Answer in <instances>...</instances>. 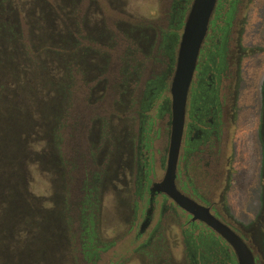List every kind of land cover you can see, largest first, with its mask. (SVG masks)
I'll return each mask as SVG.
<instances>
[{"label":"rangeland","instance_id":"rangeland-1","mask_svg":"<svg viewBox=\"0 0 264 264\" xmlns=\"http://www.w3.org/2000/svg\"><path fill=\"white\" fill-rule=\"evenodd\" d=\"M180 1L0 0V264H189V213L150 204L194 3L174 20ZM209 26L203 64L227 37L220 125L183 145L176 187L264 264V0H217Z\"/></svg>","mask_w":264,"mask_h":264},{"label":"flooded vegetation","instance_id":"flooded-vegetation-1","mask_svg":"<svg viewBox=\"0 0 264 264\" xmlns=\"http://www.w3.org/2000/svg\"><path fill=\"white\" fill-rule=\"evenodd\" d=\"M180 2L175 4L173 18L176 20V17H179L178 20L181 21L182 3L185 0ZM208 29H210V26ZM206 41L207 37L204 43ZM226 45L227 37L225 36L222 41L218 42V52H215L213 49L208 51L209 61H206L205 64L202 63L204 44L200 50L194 75L196 81L193 80L191 85L192 91L190 88L188 95V99L190 97L191 101L190 103L187 101L185 127L181 145V148L183 145L185 146L187 153L197 151L200 146L207 143L218 133L222 109L217 101L218 91L216 82L217 78L219 79L221 70L216 63V57L220 56L221 65H225V58L227 56ZM166 110L168 111L169 108L167 107ZM187 116L190 118V121L186 124ZM141 189L142 180L139 190ZM176 190L166 180L154 184L151 189L152 198L150 204H153L158 194H162L164 197L162 214L171 209L172 211H176L179 207L181 208V205L174 199L172 205H168L169 196H167V194L177 196ZM187 198L196 206L192 209V213L183 209L191 217L190 229L184 232L189 264H254V259H252L250 251L246 248V243L240 234L238 235L218 215L214 214L210 205L202 204L189 197ZM152 212L153 207L148 212V218L145 221L144 227L149 224Z\"/></svg>","mask_w":264,"mask_h":264},{"label":"water","instance_id":"water-1","mask_svg":"<svg viewBox=\"0 0 264 264\" xmlns=\"http://www.w3.org/2000/svg\"><path fill=\"white\" fill-rule=\"evenodd\" d=\"M217 0H194L182 36L177 69L173 80L171 92L172 120L170 133V150L168 168L165 180L176 190V170L181 150L186 108L189 91L196 71L198 57L206 38L210 18L214 12ZM164 180V181H165ZM176 195H170L182 208L192 213L195 204L176 190ZM187 204V205H185Z\"/></svg>","mask_w":264,"mask_h":264}]
</instances>
